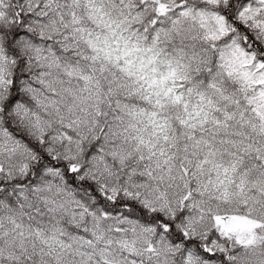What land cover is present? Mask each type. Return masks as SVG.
<instances>
[{"label": "snow or ice", "instance_id": "obj_1", "mask_svg": "<svg viewBox=\"0 0 264 264\" xmlns=\"http://www.w3.org/2000/svg\"><path fill=\"white\" fill-rule=\"evenodd\" d=\"M0 264H264V0H0Z\"/></svg>", "mask_w": 264, "mask_h": 264}]
</instances>
